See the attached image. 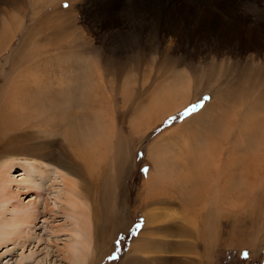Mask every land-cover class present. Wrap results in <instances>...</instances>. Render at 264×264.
Listing matches in <instances>:
<instances>
[{
    "label": "rangeland",
    "instance_id": "374dc122",
    "mask_svg": "<svg viewBox=\"0 0 264 264\" xmlns=\"http://www.w3.org/2000/svg\"><path fill=\"white\" fill-rule=\"evenodd\" d=\"M177 7L194 15L180 24L182 42L169 44L160 21ZM261 37L264 0H0V162L42 187L12 183L39 212L29 240L0 246V264H72L60 183L20 169L23 158L79 183L92 220L89 264H175L130 258L128 242L162 210L205 236L210 264H264V97L253 109L263 120L257 145L245 136L253 94L243 96L246 78L264 73V47L250 55ZM85 139L96 148L90 162ZM206 145L218 155L225 147L220 165L199 161Z\"/></svg>",
    "mask_w": 264,
    "mask_h": 264
},
{
    "label": "bare ground",
    "instance_id": "6f19581e",
    "mask_svg": "<svg viewBox=\"0 0 264 264\" xmlns=\"http://www.w3.org/2000/svg\"><path fill=\"white\" fill-rule=\"evenodd\" d=\"M191 9L192 8L179 10L178 7L175 9H171V10H173V13L172 14L169 13L168 17L166 16V18L164 20L160 21L161 24H160L159 28L161 29V32H163L161 34V38L163 40H165V42L168 41L169 44L173 43L174 41H176V43L182 42L183 39L181 38V36L185 35V32H182L181 25L183 24V22H185V23L187 22V19L189 18V17H187L188 14L190 16L194 15V12L191 11ZM96 12H98V11H96ZM109 14H112V13L110 11H104L99 16L106 17V16H109ZM94 18H97V16H95ZM110 18H112V17H110ZM95 24L96 25H93V23H91V28L93 31L104 32V31L108 30L109 28H112L114 23H112V21H111V22L106 23V24L102 23L101 25H98L97 23H95ZM97 26H99V28ZM96 34H97V32H96ZM158 35H159V32H158ZM232 39L234 40V39H236V37H234V38L232 37ZM250 46H251L250 48H253V51H254V52H251L250 55L252 57L251 56L250 57L254 58L253 54H255L256 57H259V54L261 52L259 51L260 47H258V46L264 47V37H261V41L256 40V39L252 40L250 43ZM213 47L215 49L217 48L216 45H213ZM221 50H223V49H221ZM235 50H237V49L236 48L231 49V52L233 53V51H235ZM218 52H219V50H218ZM246 62L250 63V59H248ZM262 75H264V73H261V75H259L258 78L254 77V76L247 77L246 80L248 82H245V83L248 84L250 82V86L243 93V96L246 95V100L249 99L250 93L253 94V96L251 97V106L249 105V107H248L249 110L245 113V117L250 122V125H251V126H247L249 128L247 129V135L245 134V136H248L246 138L252 139L251 143H254L257 145H260V144L257 143L258 139H257L256 135H258L259 128L262 126L263 120L258 121V118H257L258 116L255 117L256 116L255 114L258 111H253V109L256 107L255 106L256 103L258 104L259 101L263 100V97H264V93L260 89V84L264 83ZM27 79H28V77H26V80ZM3 115L4 114H1L0 117L3 119V123L7 124V123H5L7 121V119H4ZM259 119H260V117H259ZM258 122H260L261 125L258 124ZM4 124H3V126H4ZM242 132H243V128L241 129L240 133H242ZM238 137L240 139V136H238ZM89 138H90V135H89ZM91 138H92V136H91ZM94 138H95L94 141H96V137H94ZM242 139H243V137H242ZM88 140H90V139H88ZM88 140L86 141V139H85V142L80 144V147H81L82 156L90 158L87 160L88 162H90L91 161V149H92L93 145L91 146V144H92L91 140L92 139L90 140V142ZM236 140H235V142H236ZM231 142L232 141H230V143ZM100 143H101V141H100ZM240 143H243V142L239 141L238 144H240ZM231 144L228 147L229 151H231V149H232ZM249 144L250 143H248L246 145V147ZM210 146H212V145H210ZM235 146L238 149L243 148L242 144L241 145L235 144ZM93 148H95V147H93ZM206 148H208L207 145H206ZM214 148H215V151L213 149L208 148L207 151H209L210 153L205 152L206 153L205 155L202 154L204 157L201 156V158L199 159V161L201 159L204 160V161H201L202 164H209L210 163L214 166L217 163V159H216L217 156L220 159L219 162L220 163L222 162L221 161L223 159L222 153L225 152V147H221V151H220L221 154H219V155L217 153L218 147L214 146ZM253 148H255V147H253ZM201 151H202V149H201ZM120 153H121V151H120ZM230 154H231V152H230ZM195 160H196V158H195ZM220 163L219 164L217 163V164L220 165ZM14 164H15V162H12L10 160L5 161V162H0V246L8 243L10 241H12L15 244H24L23 243L24 240L25 241L29 240V238L32 236L31 232L35 227V220H36L38 212H39L37 204L35 202L36 200L29 202V204L23 203V201L20 198L19 190H14L12 188V183L16 182L17 188L23 187L27 190H29V189L30 190H32V189L41 190L42 187H41L40 181L37 179L31 178V177H27L28 175L21 177V179L20 178H18V179L13 178V175L11 173L12 172L11 168L13 167ZM16 164L18 165V167L20 169H23L25 171H28L29 169H34V170L38 171V173L41 175L40 177L42 179L50 176L54 180V183H60V187L58 188V193L56 195V199L59 200L60 202H63V204L65 205L64 208H66V210H65L66 216H67L68 221L71 224L70 227L72 228L71 231H69V229H67V231H69L71 234V238L68 240V242L65 243L68 257L71 260L72 264H89L88 263L89 262L88 257L92 251V249H91L92 245L91 244L93 243L92 238H91L92 220H91V216H90L89 206H88V203L84 197L83 190H82V188L80 189L79 183L76 181L75 177L72 174L68 173L66 170L59 168L58 166H56L52 163L39 162L37 160L23 158V160H19ZM262 165H264V164H262ZM216 168H218V166H216ZM160 174L161 173H159V175ZM160 178H162V177H160ZM153 181H155V180L153 179ZM219 183H220V181H219ZM153 217H154V214H153ZM68 257H67V259H68ZM17 264H24V261L21 260V261L17 262Z\"/></svg>",
    "mask_w": 264,
    "mask_h": 264
},
{
    "label": "crops",
    "instance_id": "0c3cea01",
    "mask_svg": "<svg viewBox=\"0 0 264 264\" xmlns=\"http://www.w3.org/2000/svg\"><path fill=\"white\" fill-rule=\"evenodd\" d=\"M149 219L145 226L143 220L142 231L133 237V245L132 239L127 244L131 247V260L174 261L175 264H210L215 261L213 249L205 236L181 222L174 213L162 210L156 217L150 214Z\"/></svg>",
    "mask_w": 264,
    "mask_h": 264
},
{
    "label": "snow or ice",
    "instance_id": "6c2138e0",
    "mask_svg": "<svg viewBox=\"0 0 264 264\" xmlns=\"http://www.w3.org/2000/svg\"><path fill=\"white\" fill-rule=\"evenodd\" d=\"M118 243V242H117Z\"/></svg>",
    "mask_w": 264,
    "mask_h": 264
}]
</instances>
